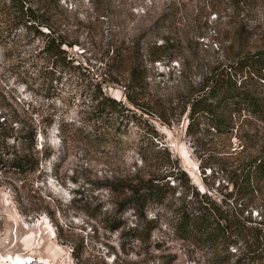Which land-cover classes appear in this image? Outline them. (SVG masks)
Listing matches in <instances>:
<instances>
[{
  "label": "rangeland",
  "instance_id": "374dc122",
  "mask_svg": "<svg viewBox=\"0 0 264 264\" xmlns=\"http://www.w3.org/2000/svg\"><path fill=\"white\" fill-rule=\"evenodd\" d=\"M54 1L60 32L71 42L64 45L69 67L43 52L42 37L15 27L0 2V115L14 138L33 131L35 160L24 172L0 161V264L17 257L23 264H213L211 248L178 236L166 206L146 207L145 219L158 221L143 238L132 230L135 211L117 212L110 184L148 170L141 144L169 154L200 191L264 234V184L261 193L241 198L228 180L250 143L264 146V120L242 110L223 135L204 118L187 128L189 101L213 75L264 46V0ZM159 45L166 52L153 61ZM117 50L142 54L149 97L157 102L153 114L120 131L84 111L96 83L127 103L128 74L111 70L129 64L115 60ZM236 78L244 80L246 71ZM111 218H120L121 226L112 230Z\"/></svg>",
  "mask_w": 264,
  "mask_h": 264
},
{
  "label": "trees",
  "instance_id": "16d2710c",
  "mask_svg": "<svg viewBox=\"0 0 264 264\" xmlns=\"http://www.w3.org/2000/svg\"><path fill=\"white\" fill-rule=\"evenodd\" d=\"M0 2L4 3L2 6L5 9L10 10V21L15 27L22 25L42 37V50L49 58L63 67L71 63L64 49V45L71 46V42L60 32L57 2ZM166 49L159 45L152 60L159 61ZM114 57L117 62L129 63L127 67L117 66L111 69L117 73L124 70L128 74L123 85L127 103L105 94L101 85L96 83L90 96L91 102L84 111L90 120L108 124L120 131V126L126 129L130 123L138 124L143 113L153 114L157 109V102L149 97L146 70L141 62L142 54L138 52L133 57L132 53L117 50ZM230 67L232 68L213 75L211 84L206 86L208 88L189 101L187 128L194 125L197 119L204 118L209 128L223 135L233 131V116L242 110L264 120V46L239 56ZM237 71H246V78H236ZM252 81L257 84L255 89L249 86ZM0 118V161L19 172L32 169L35 160L29 149L33 144V131L21 130L19 136L14 138L11 132L13 127L7 125L5 115H0ZM11 138L18 140L19 148L16 143L11 142ZM141 147L142 144L138 148L140 161L148 164V170L141 173L138 169L132 178H118L110 184V189L118 197L115 202L117 212L133 209L136 213L138 223L132 228L135 235L143 238L144 232L149 234L156 226L158 220L155 216L145 219L148 205L166 206L170 213L169 222L178 236L182 239L193 238L195 242L211 248L213 264H229V258L236 255V252L240 256L232 264H264V234L261 229L246 224L235 212L206 192L200 191L191 182L186 170L175 160H171L169 154L163 157ZM250 147L252 150L249 155L229 170L228 180L232 185V192L241 198L253 196L263 190L264 146L250 143ZM108 223L114 230L121 226L122 221L120 218H111ZM231 247L236 249L228 256L222 253Z\"/></svg>",
  "mask_w": 264,
  "mask_h": 264
},
{
  "label": "bare ground",
  "instance_id": "6f19581e",
  "mask_svg": "<svg viewBox=\"0 0 264 264\" xmlns=\"http://www.w3.org/2000/svg\"><path fill=\"white\" fill-rule=\"evenodd\" d=\"M24 263V259L17 257L14 261L13 264H23Z\"/></svg>",
  "mask_w": 264,
  "mask_h": 264
}]
</instances>
